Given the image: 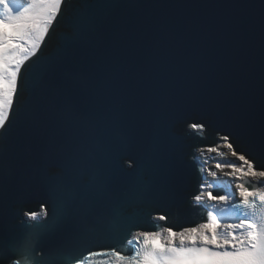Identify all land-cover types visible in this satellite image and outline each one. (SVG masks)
<instances>
[{
    "label": "snow or ice",
    "instance_id": "6c2138e0",
    "mask_svg": "<svg viewBox=\"0 0 264 264\" xmlns=\"http://www.w3.org/2000/svg\"><path fill=\"white\" fill-rule=\"evenodd\" d=\"M156 7L168 5L0 0V155H12L21 129L42 136L49 125L83 124L95 130L109 119L117 84L127 74L144 85L149 102L162 104L170 128L183 123L215 131L217 144L207 146L206 152L235 159L217 162L208 172L214 178L218 173L230 177V190L214 194L215 181L200 185L193 202L208 209L204 222L143 230L139 213H100L114 198L110 186L101 179L82 183L84 162L78 150L70 140L57 145L49 137L58 171L43 174L18 194L0 188V264H264V3L258 61L228 82L189 70L196 57L170 48L178 25L167 19L149 26L160 44L151 57L138 54L126 63L128 26L107 18L117 9ZM61 23L67 31L45 54L46 41ZM85 60L88 67L82 71L77 66ZM80 91L94 103V115L84 117L71 102L72 94ZM130 144L122 133L107 161L109 170L132 169L139 176L149 159L162 171L170 166L162 153L129 159ZM163 191L148 186L138 192L132 185L121 200L151 205ZM169 195L179 199L174 189ZM28 201L38 208L27 207ZM149 215L154 221L170 219L167 214ZM9 218L19 226L15 234H9ZM66 225L70 230L49 244Z\"/></svg>",
    "mask_w": 264,
    "mask_h": 264
},
{
    "label": "water",
    "instance_id": "95a60500",
    "mask_svg": "<svg viewBox=\"0 0 264 264\" xmlns=\"http://www.w3.org/2000/svg\"><path fill=\"white\" fill-rule=\"evenodd\" d=\"M76 2V0H74ZM129 4H156L168 7L125 8L114 10L107 18L109 22H123L128 26V36L124 44L126 63L137 59L138 54L151 57L160 47L150 31L152 22L167 19L175 22L177 35L170 48H182L185 57H196L195 64H188L202 78L230 81L242 68H253L259 55V24L261 4L264 0H116ZM67 31L61 23L52 39L46 41L51 52L61 32ZM77 67L86 71L85 60ZM71 102L84 117L95 114L96 107L84 91L73 93ZM161 103L153 99L149 102L144 85L123 75L117 84L116 94L109 105V119L95 130L86 125H49L45 135L32 130L21 129L10 157L0 155V188H10L18 194L31 182L45 173L58 171L53 166L55 152L48 147L49 137L57 145L71 141L84 162L82 183L104 180L112 189L114 198L108 201L100 213L120 211L127 215L141 214L139 227L143 230H158L160 225L175 228L193 226L204 222L206 212L193 202L200 192V185L207 177L205 163L199 150L217 144L215 131H198L180 123L170 128ZM195 122V119L193 120ZM15 123V122H14ZM127 134L131 144L127 151L129 159H137L143 154L162 153L171 161L166 171L156 168L151 159L146 161L142 175L109 170L107 161L112 155L121 134ZM4 141L0 138V147ZM193 157H197L193 159ZM135 185L139 192L145 187L163 188L164 191L151 205L138 199L127 203L121 200L129 188ZM174 189L179 199L169 195ZM27 207L37 209L35 201H28ZM167 214V222L154 221L151 216ZM9 234L19 230L17 222L9 218ZM70 230L65 226L62 233L49 241L59 242V236Z\"/></svg>",
    "mask_w": 264,
    "mask_h": 264
},
{
    "label": "rangeland",
    "instance_id": "374dc122",
    "mask_svg": "<svg viewBox=\"0 0 264 264\" xmlns=\"http://www.w3.org/2000/svg\"><path fill=\"white\" fill-rule=\"evenodd\" d=\"M201 151H199V154H200V156H201V154H203V157H204V161L206 160V162H207V165H206V167H208V165L209 164H211V162L212 161H210V157H209V155L210 154H212V153H207L206 152V148H203V149H200ZM221 151H225L224 149H222V146H221ZM218 155V154H217ZM208 157V158H207ZM212 157H214V156H212ZM229 157H231L230 155H229ZM235 159V158H234ZM233 159V160H234ZM214 164L215 163H217V162H225V161H231L230 160V158H228V155H224V156H220V155H218V156H215V158H214ZM210 167V166H209ZM207 171H208V169H207ZM217 178H211V179H206V183H211V182H213V181H215L216 183H217ZM217 185H218V188L217 189H219V188H221V186H222V188L224 189V191L225 190H227V186H225V185H221V184H218L217 183ZM226 188V189H225Z\"/></svg>",
    "mask_w": 264,
    "mask_h": 264
},
{
    "label": "bare ground",
    "instance_id": "6f19581e",
    "mask_svg": "<svg viewBox=\"0 0 264 264\" xmlns=\"http://www.w3.org/2000/svg\"><path fill=\"white\" fill-rule=\"evenodd\" d=\"M223 149V148H222ZM199 151H201V150H199ZM212 156H214V157H212ZM215 156H218L216 153H212V154H210L209 155V157L211 158L210 159V161H212L211 162V164H209L208 165V167H207V169H212V170H215L214 169V158H215ZM208 158V157H207ZM228 158H230V160L231 161H233V159L234 158H232V157H229V155H228ZM210 166V167H209ZM207 174H208V177H209V179H211V178H214V177H212L211 175H210V173L207 171ZM215 178H217L218 180H219V182H221V183H223V184H225V182H226V180H227V182H228V187H227V190H230V185H231V178L230 177H226V176H224L222 173H218V176L217 177H215ZM220 189H222V186H221V188ZM221 193H223V191L221 190L220 191ZM207 209V208H206Z\"/></svg>",
    "mask_w": 264,
    "mask_h": 264
}]
</instances>
